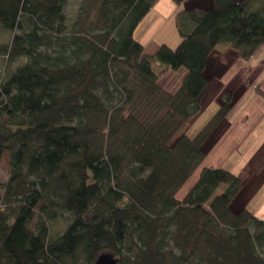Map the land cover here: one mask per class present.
Here are the masks:
<instances>
[{"label": "trees", "instance_id": "trees-1", "mask_svg": "<svg viewBox=\"0 0 264 264\" xmlns=\"http://www.w3.org/2000/svg\"><path fill=\"white\" fill-rule=\"evenodd\" d=\"M67 1L0 0V33L11 34L0 264H93L103 253L120 264H264V218L234 205L243 179L201 167L234 93L194 138L184 132L206 104L217 45L244 61L264 45V0H204L211 7L178 14L177 48L149 54L134 33L158 0H82L71 16ZM179 70L178 88L160 86Z\"/></svg>", "mask_w": 264, "mask_h": 264}, {"label": "crops", "instance_id": "crops-1", "mask_svg": "<svg viewBox=\"0 0 264 264\" xmlns=\"http://www.w3.org/2000/svg\"><path fill=\"white\" fill-rule=\"evenodd\" d=\"M205 73L210 83L203 96L206 104L202 111L212 99L220 104V93L225 89L231 88L235 92L239 89L238 93H242L247 83L254 84L245 96L235 101L220 133L207 141V157L201 167L225 166L229 156L236 151L244 152L238 161L242 165L238 176L243 179L244 186L234 205H247L251 212L261 215L259 206L264 200V97L256 90L257 87L264 90V50L259 48L247 62L229 44H219L208 58ZM196 117L184 132L193 125Z\"/></svg>", "mask_w": 264, "mask_h": 264}, {"label": "rangeland", "instance_id": "rangeland-1", "mask_svg": "<svg viewBox=\"0 0 264 264\" xmlns=\"http://www.w3.org/2000/svg\"><path fill=\"white\" fill-rule=\"evenodd\" d=\"M82 0H68L67 1V14L68 16L73 15L80 5ZM211 7L210 4H207L204 0H186L182 3H179L177 0H158L154 8L149 11L148 15L140 22L137 27L134 37L135 39L143 44L146 48V51L149 53H154L158 46L161 44H167L171 48L175 49L180 44L181 36L178 28L179 17L178 14L181 11L187 9H206ZM11 39L10 32H2L0 33V72L4 68L5 57L7 55V47L9 45V41ZM261 50H264V45H262ZM24 61V58H20L11 62L13 68H16L19 64ZM248 62V61H247ZM154 69L159 67L158 62H154L152 64ZM183 70L179 71H169L160 76V86L165 89L175 90L179 87L181 79L183 78ZM254 86L252 83H247L242 93H238L239 89L235 92L233 89L228 88L225 89L229 91H233V99L231 101V106L238 101L243 96H245L249 92V90ZM224 92V91H222ZM222 92L220 93V97L222 98ZM251 101V100H250ZM249 101V102H250ZM210 102V101H209ZM220 104H217L215 99L207 104L204 111H202L199 115H197L193 125L188 128L185 132L190 138H194L206 125H208L209 121L215 115L216 111L219 109ZM190 124V123H189ZM186 129H184L185 131ZM218 154L219 152H214ZM244 152L236 151L233 156H229L227 163L225 164V168L230 170L233 174L237 175L240 172L242 165H240L239 159L243 156ZM9 153L6 152L0 163V193L3 192V186L8 182L10 177V165H9ZM216 156V155H215ZM228 153L226 154V157ZM239 161V162H238ZM200 168H197L196 172L188 179L182 190H180L179 195L183 196L185 193L197 180ZM223 186L219 188L217 194L222 192ZM259 211L261 212L260 216L262 219L264 218V200L261 202L259 206Z\"/></svg>", "mask_w": 264, "mask_h": 264}, {"label": "water", "instance_id": "water-1", "mask_svg": "<svg viewBox=\"0 0 264 264\" xmlns=\"http://www.w3.org/2000/svg\"><path fill=\"white\" fill-rule=\"evenodd\" d=\"M93 264H120L119 260L110 253L101 254Z\"/></svg>", "mask_w": 264, "mask_h": 264}]
</instances>
